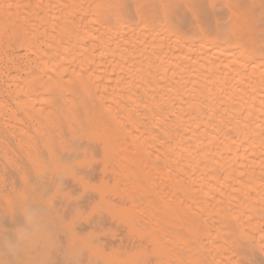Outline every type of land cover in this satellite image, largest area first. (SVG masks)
Here are the masks:
<instances>
[{
    "label": "bare ground",
    "instance_id": "1",
    "mask_svg": "<svg viewBox=\"0 0 264 264\" xmlns=\"http://www.w3.org/2000/svg\"><path fill=\"white\" fill-rule=\"evenodd\" d=\"M1 42L4 43V45L1 44ZM4 46H6L8 49H10V47L13 48L14 46L16 47L21 46L23 47V49L25 48L27 53H29V56L25 55L24 53V55L26 56L24 58H29V60H27V63L29 61L34 62V67L31 66V63L29 62L30 64L28 68L29 72L27 73L25 72L27 74L26 78L25 79L21 78V80H18L17 79L18 77H16L17 81L16 80L15 81L16 83L19 81V84L17 85L14 84L15 87L12 85L14 87V91L15 92L17 91L16 93H18V94L14 93L18 97V100H21L19 98V95H20L19 93H25V92L29 93L30 92L29 95L32 93L35 94V92H32L34 91L33 88L35 89V88H38L40 85H42L39 82H37L39 83V86H38V84L36 83L37 79L34 80L35 78H38V76L36 77L35 73H32V71L34 70L33 68L35 67L36 69L38 68L37 64L43 65L42 67L40 66L41 68L39 67L40 70L42 69L41 71L44 72L45 70L49 69L51 70L50 74L51 72L52 74L54 73L53 74L54 76L53 75L51 76H53L54 78L57 77L60 80V82H58V79L51 80L50 82V78H49V81L48 80L46 81V78L50 77V76L48 77L46 76L45 83L46 82L47 83L46 84L43 83L45 84L44 86H46V89H45L46 93L55 94L57 91H58L57 93H61L59 92L60 90H64L66 92H72L73 94L74 93L82 94L83 92H85L86 96L84 99H86L88 93L91 95L90 96L88 94L89 98L92 97V93H90V91L91 92L97 91L98 93L100 92L99 93L100 95H102L105 92L106 95L107 94L109 95L108 97L104 94L105 97L104 95H102V96H99V98H94L95 96H97L96 94L97 92H96V93H93L94 95L93 98L96 100L103 98L102 100H100L103 103V106L101 105L102 108L104 107L105 103H108V105L109 103L112 104L111 106L115 110L114 112V110H112V107H110L111 110L114 112L112 114H115L116 116L115 119H118L119 121L118 122L116 120L114 122L115 123L125 122L126 124H128V125H124L125 123L124 124L122 123V125L127 128V129L125 128L124 129L125 131L127 130L128 134H130L129 133L130 131L128 132L129 127H131V129L130 128L129 129L133 133L134 131L136 132V135L133 133H132L133 135L131 134L132 136L130 139H132V137L134 136H135L134 139L135 138L139 139L141 135L145 136L146 138L140 137V140L145 139L142 141L146 142L147 140V143L148 141H150L152 145L151 144H148V145H151L150 146L151 149L154 148L155 146H158V145L153 146L154 144H156L155 142L159 143V145L161 144L162 149H160L161 151L157 153L159 154L158 158L162 157L160 156V152L162 153L164 158L166 156L168 157L171 155L172 158L176 159L174 160L175 162L173 165L175 169L179 168L180 163L181 164L184 163V165L182 166L184 168H187L188 171L190 170L189 173L191 174V176L189 177L190 179L189 184H187V186L189 185L188 192L191 191L192 193H195L198 196V198H200L199 199L200 201L197 198L194 199L192 197L194 196L193 194H191V196H189L190 194L188 192L185 194H187V197L189 198L192 197V200H193V202L191 201L192 204L194 203V205H203L202 207L205 208L204 210L201 207L202 208V209L200 208L202 210L201 211L200 209H198L199 208L198 206H195V207H198L196 211L200 213L193 214L196 212L194 210L195 207L193 206L194 208H192V210L195 211L193 212L192 210H190L191 209L190 207L192 205L191 206L188 205L189 206L188 208L190 209L187 214L188 210H187V207H184L185 204L179 203L178 205L179 201H176L177 199L179 200L180 198V197L177 198V196H179L178 191L180 193V189L178 191L174 187L173 189L172 186L174 185H172L170 189L169 188L170 184L169 186L167 184L166 187L169 188V192H168V188H166L167 189L166 193L168 192L167 194H169L170 196L171 195L170 190L172 189L173 191L177 192L174 196H176L177 194L178 195L176 197L174 196L172 197L171 195L172 197L171 199L173 200L175 198L174 199L175 203L177 202L176 204L179 207L177 205L176 207L174 204L173 205L171 204V206H174L176 210H178L179 214L183 212L184 210H186V214H184L185 216L181 213L182 215H180V217L184 216L187 218V216L189 215L188 218L189 217L192 218L193 215H195L196 217L199 214L200 216H202L201 215L202 213L203 214L206 213V217H205L207 219V222L205 221L206 223L204 222V220H206L205 218L203 220V218L199 216H197L199 218L196 217V220L198 219L201 220V221H197L198 222L196 223L197 225L203 226L206 224V226H204L205 233L203 231L204 228L202 229L199 228V231L202 230L203 236L204 234L206 236L205 244H203L204 242L201 241L202 240L200 238L201 235L200 237L195 238L196 234L198 233L197 235L199 236L201 232L199 233V231L198 232L196 231V228H198L199 226L196 225V228H194L195 227L194 222H196V220L193 221L195 219L194 216H193L194 219L190 220V222L193 221V223L190 224V225H193L194 226L193 227L187 224L188 218L187 219L182 218L183 220L185 219L187 220V223H186V220L181 222L182 219L179 216H177L178 219H176L177 220V223H176V221L172 219V218H175V217H172V212H171L172 210L170 209L169 211V209H164L165 207L168 208L166 206L167 205L166 202H171V201H168V199L170 198L169 196H168L169 198L166 199L167 201L166 200L163 201V199H161L162 201L160 202H164L163 204L161 203L162 206H164V208L162 209H164L165 212L169 211L168 213H170L171 217L168 218L169 215L164 216L165 215L164 211L160 209V211L163 212L162 214L164 215L162 216L164 217L158 214L159 216H161V221L163 222L160 224V221L158 220L159 222H157L156 220L157 224H159L158 225L159 228L160 227L162 228V224H164L165 226L168 225L169 229L173 231L174 225L172 224L176 223L175 224L177 227L176 230L179 231L180 233L182 231L181 229L186 228V225L190 226L191 230L193 227L194 230H192L191 232L194 231L195 236L194 235L192 236L193 233H191L189 230L190 228L187 227L189 232L191 233V239L192 237H194L196 242L198 240L199 243L203 242L201 244L208 246V250L207 248L204 249L205 252L202 249L205 247H201L202 252L199 248L200 252L202 253V256L204 255L205 258L208 257L206 259L207 264H264V0H0V49L1 48L4 49L3 48ZM2 49L0 51H2ZM5 58L7 59V57ZM11 60L13 59L11 58ZM48 65H50L51 67ZM100 65L103 67L100 72L104 73L103 75H101L100 79L103 80L104 82L100 81L98 79L99 77L98 78L96 77L98 80L97 79L92 80L91 78H86L88 75H89L88 77H92V78L94 77L93 75L90 76L89 74L92 71L89 72L86 69L88 68L90 69V67L92 69L93 67L92 70L93 72H95L96 70H98V66ZM57 68H60V70L58 69L59 71H63V75L62 73H60L58 76V73H59L57 72L58 70L55 71V69ZM36 69L35 71L39 72V70H36ZM49 70L45 72H48L49 74ZM83 71L85 72L88 71V73L86 74V77H84L85 74H82L84 73ZM120 71H123V72L119 73ZM65 72L69 73L68 74L69 76H67V79L73 76L74 83L76 84L75 80H78L80 78L83 82L85 80L84 84L86 86L84 85V87L82 86L80 88L78 87L79 83L77 82L78 84H76L75 87H71V86H74L71 84L73 78L69 79L71 80L70 82L71 86L70 87L65 86L64 81L66 82V80H63ZM25 73L23 72L24 77H25ZM92 74H95V73H92ZM1 75L3 76V72ZM38 75H41V77H43L45 74L43 73V76H42L40 72V74ZM7 76H9V74ZM11 78L15 79V75L13 77L12 75L11 77H9V81H11V84H12L13 81ZM19 79H20V75H19ZM32 79L35 82H33ZM89 79H91L92 81H90ZM40 80L42 82V78ZM94 80L99 81L100 82L99 85L98 84L95 85L94 84L95 82H93ZM34 83H36V85ZM57 84L61 86H58ZM6 85L4 86L8 87ZM41 87L42 86H40L39 92L43 91L45 88L44 87L43 89H41ZM38 90L35 89V91L37 92ZM44 92L45 91L41 92L40 94H43ZM46 93H44V95H47ZM11 94L12 96H14L13 93ZM33 94H32V99H34ZM67 94H69L70 96H73L71 95V93H67ZM81 94H80V97H81ZM85 94L83 93L82 96ZM36 95L39 96L38 94ZM61 95L59 94L58 96H61L60 99H64L63 101L65 102L67 99V96L64 95L63 93ZM37 96L36 98L38 100ZM50 96H53V95H50ZM63 96H65L66 99ZM70 96L68 99L72 98V97L70 98ZM110 96L111 98H113L114 96V99H115V100L112 99V103L110 100L111 99ZM8 97H10V95H8ZM24 97L26 96L24 95L21 98L23 99ZM43 98L45 97L43 96ZM50 98L49 100H46V98L44 100L48 102L51 100ZM58 98H54V99H56L58 102ZM107 98H109V100H107ZM27 99L24 98L22 100L25 103L24 106H23V103H22V106L21 105L19 106L22 108L24 107L23 109H25V113L26 112L30 113V111L27 110L29 107L30 109L32 108L31 111H35L34 109L35 107L32 106V104L31 106H29V104L26 103ZM35 99L34 101L32 100L30 102L31 103L34 102L36 104ZM60 99H59V102L60 101L61 102L59 105L61 106L64 104V102ZM104 99L106 101L105 103L103 101ZM87 101L88 103L86 102L87 103L86 105L89 104V99H87ZM19 102L20 101L15 103V105L18 104ZM39 102L42 103V106H44L43 105L44 101L42 102L41 100H39ZM67 102H69V100L66 101V103ZM75 102H76V105H75ZM75 102H74V106L72 104L73 108L71 107L74 111L78 110L79 108H82L83 105H81V103H78V105L80 104V107H76L77 101ZM40 103H38L37 105H39ZM44 104H46V102H44ZM47 104L49 107H51V105L53 107V104L51 105H49L50 103H47ZM25 105L28 106L27 109ZM108 105H107V108L109 110ZM19 106H16V107H19ZM1 107L2 106H0V108ZM49 107L47 109H50V110L55 109V108H49ZM65 107L67 108V106ZM87 107L89 106H86L85 108ZM41 108H38V109L40 110ZM64 108H62L63 110L61 111V113L64 112L65 114H67L68 111L65 112ZM85 108H84V112H86ZM47 109L45 110L46 112H48L47 115H49L50 113L53 114V112H49L47 111ZM72 109H70V111ZM120 109L123 111L120 112L119 111ZM6 110L8 111L10 109H6ZM111 110H109L108 112H111ZM18 111L20 110L18 109ZM42 111H43V108L41 112ZM104 111L106 112V108L104 109ZM21 112H19V115ZM59 112L56 114H59ZM78 112L77 114H80L82 112V109H81V112L79 113ZM90 112L92 111L90 110ZM96 112L97 111L95 110L94 113ZM14 113H15L14 116H16V112ZM44 113L45 112H43V114ZM73 113L74 112H72L71 114ZM87 113H89V109L87 110ZM22 115L24 117L26 114L25 115L22 114ZM70 115L63 116V118L65 117L69 118ZM14 116L13 117L11 116L10 121L12 119L14 121V119L18 117L16 116L14 118ZM32 116H30L31 118L29 117L31 121L33 119ZM51 116L49 115L48 119H50ZM9 117H10V114H9ZM23 117L21 119H23ZM39 117H41V115L38 116L35 119V121L40 120L41 122L43 120L45 122L47 120L46 122H48L47 124L48 127L51 126L54 123V121H56L57 119H60V118H57V116L55 115L54 117L56 119H54V121L52 120L50 123L51 125H50L45 115H43L42 118L45 117L46 120L39 118ZM18 118H20V116ZM63 118L61 117V119ZM68 118L63 119V120H66L67 122V120H70V118L69 119ZM72 118H76V114L75 116H72ZM94 118H96L95 119L96 121L97 119L99 120L98 114H97V117L95 116ZM111 118L112 120H115L114 117H111ZM119 119L122 121H120ZM75 120L76 119H73V121L75 122V125L78 126L76 122L79 119L77 121ZM3 121H6V120L3 119ZM19 121L17 123L19 124V126H21L19 127L21 129L24 123H28V122H25V120H24V123L21 121H20L21 123H19ZM43 121L41 123L37 122V125H40L38 127L39 129L43 127L42 125L44 124L46 125V122L44 123ZM80 121H83V120L80 119ZM14 122L13 124H17L16 122L15 123ZM74 122H71V124L70 123L69 124L72 126ZM101 122L104 123V125L106 126V128L104 126L106 130L108 128L109 130L108 133L112 134L113 133L112 128L109 125L107 126V124H105L104 121H101ZM101 122L98 123L99 126ZM10 123L12 124V122ZM79 124L81 125V123ZM4 125H7V124H4ZM28 125L25 127L26 129L28 128ZM119 125L117 127L122 126V125L120 126ZM56 126L58 125L56 124ZM30 127L31 126L29 125V128ZM46 127L44 126V128ZM64 128L65 127L63 126V129ZM80 128L81 126L79 127V129ZM104 128L103 126L99 127V130H103ZM120 128L121 129L119 131H121L122 132L121 134H123V131H124V130L122 131L123 127H120ZM132 128L133 129L135 128V129L133 130ZM153 128L156 130V133L158 135L155 134V131H152ZM17 129L18 128H16V130ZM23 129L22 130L19 129L17 131V135L20 133L18 135V137L20 138L23 137L21 136ZM46 129L48 130V128ZM46 129L45 131H47ZM61 129L59 130V127H58L59 134L61 135L60 137L64 135ZM141 129L142 131L140 133V131L138 130H141ZM63 131H65V129ZM48 132L49 130L47 131L46 134L49 135ZM52 132L50 133L52 134ZM55 132L58 134L57 131ZM25 133L26 132L24 131L23 135ZM27 133L29 134V132ZM114 133L115 135L118 134L116 132ZM127 133L125 132V134ZM28 134L24 135V138H25L23 139L24 141L26 140V136H28ZM36 134H37V137H41L40 136L41 132L37 131L35 135ZM110 134L108 135L111 136ZM121 134H118V136H120ZM108 135H106L108 137V139L107 138L106 139L109 140V143H110L108 147L113 144V147L112 148L110 147V149H115L117 153L118 145L120 146V144L122 143L120 142L118 144L119 141L117 142L115 140V138H117V137L114 138L115 135L113 136V138H111L112 142H115V143H112ZM137 135H139V137H137ZM30 136L32 138L34 134ZM43 137L45 139L46 136H43ZM96 137L98 138V136ZM49 138L52 140V138H55V137L49 136ZM103 138L104 137H102L101 140H103ZM125 138L126 137L122 138L124 142L127 141L126 140L127 138L126 139ZM3 139H7V138H3ZM14 139H15V136H14ZM106 139L104 138L103 141H105ZM17 140L18 142L19 141L21 142L19 144L18 143L16 144L19 146L20 144H23V145L25 144L26 146L27 145L26 143H28V145L32 144L30 141V138L29 140H26L28 141L26 143H24L18 138ZM51 140L47 141V143L48 142L50 143ZM131 141L129 140L127 141V143L125 142V144L129 145V143L131 144L135 143V146H136L137 145L136 142H138L139 140L134 141V142H131ZM142 141H140L141 143L139 142L138 145L139 144L141 145L142 143H144L143 144L144 147L148 148L146 147L147 145L145 144V142H142ZM5 144L3 146L4 148L7 147V144L6 146ZM52 144L54 145V143ZM52 144L50 143V145ZM114 144L117 145V147L115 146L116 148H114ZM125 144L123 143V145ZM28 145L25 151L28 148H30L28 147ZM138 145H137V148L139 149ZM133 146H130L129 149L130 148L132 149ZM142 147H141V150L143 149ZM17 148L15 147V149ZM121 148L123 149V151L124 150L126 151V152L124 151V154L128 155L129 157L128 156L127 157L130 158L131 160H132L131 154H135L133 156H138L140 154L138 153L140 150L138 152L133 151L136 153H132L130 151L131 152L130 153L126 145L123 147L121 146ZM134 148L136 147H133V150L137 149V148L136 149ZM5 149H8V148H5ZM122 149H119V151ZM152 150L153 151H149V152H154V153L157 152V149L155 152V148ZM28 152H32V150L31 151L28 150L27 154ZM145 152H144L145 154L149 153L147 151ZM32 153H29L30 156H33ZM38 153H39V149H38ZM137 153L138 155H136ZM165 153L169 155H165ZM6 154L8 155L9 152ZM35 154L36 156L39 155L37 154V152ZM110 154L112 155L111 152ZM117 154L120 155V157L121 155H123L121 153H117ZM13 155L16 156V153ZM36 156H34V158ZM45 156L46 155H43L44 158H46ZM112 157H115V156L112 155ZM140 157L138 156V158ZM149 157H150V153H149ZM17 158L21 160L20 156H18ZM143 158H141L142 161H144ZM172 158L168 157L169 161H166V163L165 161H163L164 167L162 166V160L160 158L157 159L156 157V159L154 158L153 159L156 162L158 160L161 163L160 167H163L165 169L166 167L165 164L166 165L173 164V163L167 164V162H173ZM117 160L115 161V163L118 162ZM20 162L22 163V160ZM121 162L124 163L123 161ZM20 166H22V164ZM173 166L171 165L169 167L170 170L171 168H173ZM1 169L6 170L3 167ZM140 170H141V167H140ZM182 170L187 171L186 169H182ZM19 171L20 170H18V172ZM162 171L164 170L161 168V173H163ZM169 171H168V174H165L166 176L169 174H172ZM174 171L176 173V171L178 172L179 170H174ZM185 171L181 172L180 170L179 172L187 175L188 172L186 174ZM129 172L131 174L129 173L128 175L130 176L133 175V178L132 177L130 178H132L134 182H137V179H138L139 183H141L139 179L141 176L138 177L136 175L135 177L134 174H137L136 172H134V174L132 173L133 171L129 170ZM180 173L178 174L182 175ZM165 175L162 178L168 181V179L165 178ZM185 175H183L182 178H187ZM3 176H5V174ZM158 176H159V179L162 180V178H160L161 176L160 175ZM168 177H170V175ZM151 178L153 177H150V179ZM174 180L175 179H173V181ZM181 180H175L176 182L175 181L174 182L177 184L178 182L181 181V183H183L185 187L186 186L185 184L187 181L185 182L184 179H181ZM169 181L172 182V180L170 179ZM163 184H166V183L163 182ZM179 184L180 183H178V185ZM151 185H154V184H151ZM183 185L180 184L181 187H183ZM180 186L177 188H181ZM184 187L181 189H185ZM136 189L138 190V188ZM146 190H148V188H146ZM140 191L142 193L143 189L140 190L139 188L138 191L135 192L134 190L133 192H135V195L137 197L141 198L140 196H138ZM183 191L186 192L187 189L182 190V192ZM143 192H146V191L144 190ZM182 192L180 193L181 197L182 195H184V193L182 194ZM156 193H160V192L156 191ZM26 194L25 195L28 196L29 192L28 193L26 192ZM161 195L165 196L164 193ZM8 198L10 199V197ZM184 200L181 199L180 202ZM188 200H191V198ZM154 201L155 200L153 199V202ZM127 202L131 203L132 201L127 200ZM188 202L191 204L190 201ZM199 202H202V204H199ZM14 203H15V208H16L17 202H14ZM161 204L160 203L157 204L158 207H161L160 206ZM147 205L149 206L150 204L148 203ZM180 207L183 210L181 212H179ZM143 208L147 210L148 212L154 213V210L150 211L151 209L145 208V206H143ZM143 208H141V210ZM123 209H126V208H123ZM16 211L14 212L17 215L18 212ZM126 212H129L128 214H130V211H126ZM190 213L193 215H191ZM130 215L132 216V214ZM136 217H135V220L137 219ZM155 217H157V215H155ZM165 217L170 219V222H168L166 218L165 220L166 224H165L163 220ZM18 218L19 217L15 218L16 220L14 218L13 219L17 221ZM151 219H153L152 216H151ZM139 220H138V223L141 222ZM172 220L174 221V223L173 222L171 223ZM178 221L183 224L179 223L180 224L179 225ZM201 222H203L204 224H202ZM170 225L173 227H171ZM183 225L185 228H182ZM13 226L15 227V225ZM146 226L147 225H145V227ZM3 227L5 228L6 226H3ZM13 228L11 230H13ZM159 228L158 230H160ZM166 228L167 227H163L162 229L164 230ZM176 230L174 229V232L171 234L172 235L174 234L175 236ZM158 232L157 234H155L157 235V237L155 236L153 237L158 238L157 241L158 240L161 241L160 235L162 231H160V234ZM168 232H170V230ZM182 233L183 232H181V234ZM176 235H177V232H176ZM178 236L179 235H177V237ZM162 237H164V235H162ZM179 238H180L179 240H181L180 236ZM182 238L185 239L186 237H182ZM163 239H165V237ZM167 241L169 242L168 239ZM9 242L11 243V241ZM186 242L185 244H187ZM160 243H163V242H160ZM170 243L172 244L173 242H170ZM190 244H192L191 241H190ZM181 247L183 248V246H180V248ZM191 247L194 248L193 245ZM191 247L188 246L190 250L184 247L186 250H188L186 251L187 253L192 251ZM155 248L157 249L159 247L155 246L154 250H156ZM164 248L159 249V251H161V249L163 250L161 253H158V251L156 250L157 253L160 254V256L162 254L163 259H165L164 256H166L168 257V260H170L168 256V254L170 253H171L170 255L172 258L174 257V255L177 256L178 253L176 254H173L172 252L166 253L164 251ZM167 248H168V251H175V249L169 250L170 247L168 246ZM182 248L180 250L182 251L185 250ZM206 250H207V253H206ZM176 252H178V249ZM192 252H194V249ZM187 253H184V254H187ZM197 253L199 252L197 251ZM182 254L183 252L181 253V255L178 254L179 257L184 256V254L183 255ZM190 254L191 253L187 254V260L188 259L192 260V261L188 260V262H191L192 264L194 261L192 257L194 255L191 257ZM139 256L141 257L140 254ZM136 257L137 256H135L134 258ZM177 257L175 259H177ZM179 257H178V261L180 263V261L182 262V260ZM200 257L201 256H199V259ZM171 261H174V260L171 259ZM178 261L174 263H178ZM200 262L201 261H199V264H203V262L202 263Z\"/></svg>",
    "mask_w": 264,
    "mask_h": 264
},
{
    "label": "rangeland",
    "instance_id": "2",
    "mask_svg": "<svg viewBox=\"0 0 264 264\" xmlns=\"http://www.w3.org/2000/svg\"><path fill=\"white\" fill-rule=\"evenodd\" d=\"M4 43H5V41H4ZM4 43L1 42V44H3V45H4ZM3 48L4 49L1 48L2 51H0V73L2 74V72H3V76H5V77H3L0 74V76H1L0 79H2L4 81L3 82L2 80H0V101H1L0 106H2L0 108L1 109L0 114L2 113L1 114L2 116L0 115L1 116L0 117V138H2V139H0V155H2L4 159L5 158L6 159L4 160L2 158V156H0V207H1L0 208V264H5V263L6 264H160V263L161 264H166V263L167 264H180V263L191 264V262H188V260L189 261H192V260H190V259L187 260V254H189V253H191L190 254L191 257L193 255L196 256V257H194V256L192 257V259H194L192 264H199V261H201L200 263L203 262V264H205L207 262L206 259L208 257L206 256L207 258H205L204 255L202 256L201 247H205V248H202L203 250L206 248L208 250V246L203 245V244H205L206 236H205V234L203 236L202 230L199 231V228H201V229L204 228L203 229V231H204L205 230L204 226H206V224L202 226L199 223L201 226L197 225L196 224V223H198L197 221H201V220L200 219L196 220V217L199 216V217L203 218V220H204V218L206 217V213L204 211L205 214L202 213L201 214L202 216H200V214H199L196 217H195V215H193V214L200 213V212H197L196 209L198 207H199L198 209H200L203 205H194V203L192 204V202H193L192 197L194 199L197 198L198 200L200 198H198V196L195 193H192L191 191H190L191 193L188 192L189 191V185L187 186V184H189V180H190L189 177L191 176V174L189 173L190 170L188 171L187 168H184L182 166V165H184V163H182V164L180 163V166L178 165L179 168L175 169L173 165L175 162L174 160H176V159L172 158V156L170 155L171 157L170 156H168V157L172 158L173 162H167V164L168 163H173V164H168L169 166L165 164V166L168 168L165 167V169H164L163 168L164 167L163 161H165V163H166V161H169V160H168L167 156H166L167 158L166 157L164 158V156L160 152V156L163 157V158L159 157L160 159L162 158L161 160H162V166H163V167H160L161 163L158 160L156 162L154 159H156V157H157V159H159L158 158L159 154H157V153H159V151H161L160 149H162L161 144L159 145V143L155 142L156 144H154L153 146L158 145L159 147L158 146L154 147L155 152L157 149V152L154 153V152H149V151H153L152 149H154V148H152V149L150 148V146L152 145L150 141H148V143H147V140H146V142L142 141L145 139L140 140V137L142 138L145 136H142L140 134L141 135L140 137H139V135H137V137H139V139H137V138L134 139L135 136L132 137V139H130L133 134L136 135V132L134 131V133H133L130 130L131 127H129L130 129L128 128V132L130 131L129 132L130 134H128L127 130L125 131V129H127V128L122 125L123 122H120L121 124L117 123V122H116L117 123L116 124L114 122L116 120L118 121V119H115L116 118L115 114H112L115 112V110L111 106L112 104L109 103V105H108V103H105L106 101L104 99L103 101L105 104H104V107L102 108L103 103L100 100H102L103 98H100L99 100L94 99V98H99V96L104 95L105 92L104 93L102 92L103 94L100 95L99 94L100 92L98 93L96 91L97 92L96 93L94 91L93 92L90 91V93H92V97H91L92 99L89 98V95H90L89 93H88L89 95L87 94V98L84 99L86 96L85 92H83L85 94V95H83L84 97L82 96L83 93L82 94L81 93H79V94L74 93L73 94L72 92H66L64 90H60L59 92H61V93H57L58 92L57 91L55 93L57 96L55 94L46 93V90H45L46 86H44V85L47 82L45 83V77L50 76V77L46 78V81L47 80L49 81V78H50V82H51V80H56L58 78L57 77L54 78L53 77L54 73L52 74V72H51V74H50L51 70H49V69H47V70H49V74H48V72H45L47 70H45L44 72L41 71L42 69L40 70V68L43 65H39L36 63L38 68L41 66L39 69L38 68L36 69V67L33 68L34 62L29 61L31 63V66H33L32 68L34 69L33 70L31 68L33 70L32 73H35L36 77L38 76V78H35L34 80L37 79L36 83L39 82L40 84H42V85H40V86H42L41 89H43L45 87L43 91H45L44 93H46L47 95H44V93L40 94L43 91L39 92L40 86H39V83H37L39 86L38 87L39 90H38V88H35V89L38 90V92L35 91V89L32 86V88L34 90L32 92H35V94L32 93L34 95L33 98L34 99L36 98V96H37L36 94H38V95L40 94L42 96H40V95L37 96L38 100H37V98L35 99L36 104L34 102H32V103L30 102L32 100L34 101V99H32V94L29 95L30 92L29 93L28 92L27 93L26 92L25 93H19L20 94L19 98L21 100H18V97L14 94L17 92V91L16 92L14 91V87H15V85L19 84V81L16 83V81H17L16 77H18L17 78L18 80H21V78L22 79L26 78V75H27L26 73L29 72L28 68H29L30 64H29V62L27 63V60H29V58H24V57H26L25 55L29 56V53H27L26 49L25 48L23 49V47H21V46H18V47L14 46L13 47L14 49L12 47H10V49H8L6 46H4ZM11 48H12V50H11ZM3 51H4V53H3ZM24 53H25V55H24ZM5 57H7V59ZM11 58L13 60H11ZM50 65H48V66H50ZM65 67H66V65H65ZM102 68L103 67L101 65L98 66V70H96L97 73H96V71L93 72V70H92L93 67H92V69H91V67H90V69L89 68L86 69L89 72L92 71L89 74H90V76L93 75L94 76L93 78L88 77L89 75L86 77V74L88 73V71H86V72L83 71L84 73H82V74H85L84 77L91 78L92 80L97 79L99 77L98 79L100 81L104 82L103 80L100 79L101 75L104 74V73L100 72ZM35 69L39 70V72L35 71ZM58 69L60 70V68H57V69H55V71H57ZM6 70L7 71L9 70L8 73ZM59 70L57 71V72H59L58 76L60 73H62V75H63V71H59ZM23 72L24 73L26 72L25 77H24ZM40 72H41L42 76H43V73L45 74L43 76L44 79H43V77H41V75H38V74H40ZM121 72H123V71H120L119 73H121ZM36 73H38V74H36ZM66 73L67 72L64 73L65 74L64 77L62 76L63 80H66V82L64 81L65 86L70 87L71 86L70 85L71 80H69V79L73 78L71 84L74 86H71V87H75V85L78 83H79L78 87H80V88L82 86L84 87L85 80L83 82L79 78L80 80L79 79L75 80L76 81V84H75L74 83V77L71 76V77H69V79H67V76H69L68 75L69 73H67V74ZM92 73H95V74H92ZM99 73H101V74H99ZM8 74H9V76H7ZM11 75H12V77L15 75V79L13 78L14 80L11 78L13 81L12 84H11V81H9V77H11ZM19 75H20V79H19ZM51 75H53V76H51ZM65 76H66V78H65ZM6 78H8V79H6ZM32 78H33V76H32ZM39 78L40 79L42 78V82ZM38 79H39V81H38ZM91 79H89V80L92 81ZM34 80L32 79L33 82H35ZM1 81H2V83H1ZM50 82H48V83H50ZM58 82H60L59 79H58ZM93 82H95L94 83L95 85L96 84L99 85V83H100L99 81H96V80H94ZM36 83H34V84L36 85ZM43 83H45V84H43ZM4 85H6L10 88L5 87ZM32 85H33V83H32ZM58 86H61V85H58ZM76 88H77V86H76ZM9 89L11 91L12 90L13 91L11 92ZM11 93H13V95L15 97L12 96ZM62 93L67 96V99L65 96H63V97L66 99V101L69 100V102L66 103V101L65 102L63 101L64 99H60V97L62 96L61 95ZM67 93H71V95H73V96H70ZM93 93L97 94V96H95L94 98H93V96H94ZM16 94H18V93H16ZM59 94L61 96H58ZM80 94H81V97H80ZM8 95H10V97H8ZM24 95L27 98H28V96H29V98L31 97L30 99L29 98L27 99L26 97H24V98L28 100V102L26 100V103H28L29 106H31V104H32V106L35 107L34 108L35 111H31L32 108L30 109V107L27 109L28 106L25 105L26 109L28 111H30V113H27V112L25 113V109H23L24 107L22 108L19 106V105L22 106V103H23V106L25 104L24 101H22L24 98L23 99L21 98ZM50 95H53V96H50ZM68 95L70 96V98L72 97L71 98L72 101H71V99H68L69 98ZM105 95H104V97H105ZM43 96L46 98V100H49V98L51 97L50 98L51 100L47 102L44 100L45 98H43ZM74 96H76V97H74ZM106 96L108 97L109 95L107 94ZM111 96H110V98H111ZM40 97H42L43 99ZM54 98H58V102H59V99L62 100L64 102V104H63L64 106L63 105L60 106L59 104L61 101L58 103L57 100ZM87 99H89L88 105H86L88 103ZM93 99H94V101H93ZM112 99L115 100L114 96H113V98L110 99L111 103H112ZM39 100H41L42 102L43 101L46 102V104H44V102H43L44 106H42V103H40ZM107 100H109V98H107ZM13 101H14V103H13ZM18 101H20V102L15 105V103H17ZM75 101H77L76 107H80V104L78 105V103H81V105H83L82 108H79L80 110L78 109L79 112H81V109H82L81 113L83 115L81 113L77 114L78 110L74 111L72 109ZM37 102L40 104L37 105L38 104ZM5 103L7 106L5 105ZM47 103H50L49 105L53 104V107H52V105H51V107H49ZM69 103H70V105H69ZM3 104H4V106H3ZM72 104H73V106H72ZM35 105H37V106H35ZM75 105H76V102H75ZM107 105L109 107V110H111L110 107H112V110H114V112L112 110H111V112H108L109 110L107 108ZM16 106H19L20 108L16 107ZM47 106L49 108H55L57 110L51 109L52 110L51 111L50 109H47L48 108ZM65 106H67V108ZM86 106H89V107L85 108ZM36 107H37V109H36ZM41 107L43 108L42 112H41V110H42ZM61 107L66 108V109L64 108V110H65V112L68 111L67 112L68 115H70L72 112H74L76 114V118H72V116H75V114L73 113L70 115L71 117L69 116L70 120H67V122H66V120H63V119L68 118V117L63 118V116H68V115L65 114L64 112L61 113V111L63 110ZM38 108H41V109L39 110ZM84 108H85L86 112H84ZM105 108H106V112L104 111ZM6 109H10V110L7 111ZM18 109L20 111H18ZM46 109L49 112H53L54 116L56 115L57 118L61 119V117H62L63 119H61V120L57 119L58 121L57 120L54 121V119H56V118L53 116L52 113H50L49 115L51 116V114H52L51 117L52 118L54 117V118L52 119L50 117L51 120L48 119L49 115H47L48 112L45 111ZM70 109H72L73 111L71 110L72 111L71 112ZM88 109H89V113H87ZM90 110L92 112H90ZM95 110L97 111L96 113H94ZM21 111H23V112H21ZM119 111L122 112L123 110L120 109ZM12 112H13V114H12ZM14 112H16V116H18V117L20 116V118L14 116V114H15ZM19 112H21L20 115H19ZM37 112H39V113H37ZM43 112H45V113L43 114ZM58 112H59V114H56ZM91 113H92V115H91ZM9 114H10V117H9ZM22 114H24V115L26 114L25 115L26 118H25V116L23 117ZM39 114L41 115V117H39V118H42L43 115H45V117L49 121V124L53 120L54 123L53 122L52 123L55 125L52 124L53 125L52 126L50 124L51 126L48 127V125H47L48 122H46L47 120L44 117L42 119L46 120L45 122H46L47 127L44 124L45 122L41 119L44 122L43 123L44 125L41 124L43 127L39 129L38 127L40 125H37V122L41 123L42 121L41 122H40V120L35 121V119L38 116H40ZM86 114H87V116H86ZM97 114H98V118H99V120L97 119L98 122L95 120L96 118H94L95 116L97 117ZM109 115H110V117H109ZM11 116L12 117L14 116V118L15 117L18 118V119H16V118L14 119V121L16 123L19 121V119L23 123H24V120H25V122H28V123H24V125H22V129L23 128L25 129V130L23 129V131H22V134H21V136H23L22 138L18 137V135L20 134L19 132H21V131H19L18 132L19 134L17 135V131L19 129L22 130L21 128H19L21 126H19L18 123L13 124V122H14L13 119L10 121ZM30 116H32L34 120L32 119V121H31ZM22 117H23V119H21ZM111 117H114L115 120H112ZM71 118H72V120H71ZM3 119L6 121H3ZM73 119H76L75 121H77L79 119L78 121H79V123H81V125L78 123V121L76 123L78 124L79 127L81 126L82 129L81 128L79 129V127L75 125V122L73 121ZM80 119L83 121H80ZM93 119L95 122L93 121ZM7 120H9V121H7ZM20 121H19V123H21ZM90 121H91V123H90ZM101 121H104L105 124H107V126L109 125L112 128L113 133L116 132L118 134H121L122 132L119 130L121 129L120 127H123L122 131L124 130L128 135L125 134L124 131H123L124 135L121 134L122 136L121 135L118 136V134L115 135V133H114V135H115L114 136L113 133L112 134L108 133V131H109L108 128L106 130L105 129L106 126ZM120 121H122V120H120ZM10 122H12V124ZM71 122H74L73 124L75 126L73 124L71 126L70 125ZM93 122H94V124H93ZM100 122H101V124L99 126L98 123H100ZM3 123L7 124L8 126L4 125ZM58 123H60V124H58ZM66 123L68 124V126ZM28 124L31 126L30 128H29ZM56 124L58 126H56ZM97 124L99 127L103 126V128H104V126H105V128L103 130H99V127L97 126ZM115 124H116V126H115ZM119 124L122 126H120ZM27 125H28L29 129L25 128ZM118 125L120 127H117ZM124 125H128V124L125 123ZM44 126L46 128H48L49 135L46 134L48 130L46 128H44ZM63 126L65 127L64 129L66 132L63 131L64 130ZM58 127H59V130L62 128L61 131L64 134V135H62V137H60L61 135L59 134ZM12 128L13 129L15 128L14 130H16V128H18V129L16 131H14ZM35 129H36V131H35ZM45 129L47 131H45ZM73 129H75V130H73ZM95 129L97 130V132ZM24 131L26 133L29 132V134L27 133L28 136H26V140H29V138H30L32 146L28 145V143H26L28 141L23 140V139H25L24 135H27L26 133L23 135ZM37 131L41 132V134H43V133L44 134L43 135L40 134L41 137H37V134L35 135V133H37ZM52 131H54V132H52ZM55 131H57L58 134ZM105 131H107V132H105ZM138 131H140V133H141L142 129L138 130ZM152 131H155V134L158 135L154 128L152 129ZM50 132H52V134ZM32 134H34V136H32L33 139L30 136ZM104 134H106V135L110 134L111 136L108 135L110 140H111V138H113V136H114V138L117 137V138H115V140L117 142L119 141L118 144L120 142L122 143V144H120V146L118 145V148H117L118 149L117 153L123 154V155H121V157H120V155H118L116 153L115 149H110V147L111 148L113 147L112 143H115V142H112V140H111L112 145L108 147V145H110V143H109V140H107L108 137ZM129 135H130V137H129ZM14 136H15V139H14ZM43 136H46L48 138L45 137V139H44ZM49 136L50 137L53 136L55 138H52V140H51L49 138ZM96 136H98V138ZM102 137H104L105 139L107 138V139L105 141H103L104 138H103V140H101ZM123 137H126L127 139L126 138L125 139L127 141L133 140L131 142L139 140L138 142H136L137 145L140 141L145 142V144L147 145L146 147H148L150 150L148 148L144 147V145H143L144 143H142L141 145L139 144L140 146L138 145L139 149L137 148V145L135 146V143H133V144L129 143V145L131 144L130 146L134 145L133 147H136L138 150L136 148H134L136 150H133V147H132V149L131 148L129 149L130 146L128 144H125V142L127 143V141L124 142L122 140ZM3 138H7V139H3ZM17 138L20 139L21 141H23L24 143H26L28 145V147H30V148H28L25 151L27 145L26 146H25V144L24 145L20 144V146L16 145L17 143L18 144L21 143L20 141L18 142ZM49 139L51 140L50 143L51 144L54 143V145L53 144L50 145L49 142L47 143V141H50ZM120 140H122V141H120ZM32 141H34V142H32ZM52 141H54V142H52ZM4 142L7 144V147H5V148H8V149H5L3 147L5 144ZM36 142H38V143H36ZM106 142H108V143H106ZM123 143L128 147L129 152L131 151L132 153H136L140 150L138 152L140 154L138 155V153H137L136 155H138L139 157L141 156V157L138 158V156H133L135 154H131L132 160L130 158H128L129 156L124 154L125 150L123 151V149L121 148V146L122 147L125 146V145H123ZM6 144H5V146H6ZM105 144H107V145H105ZM148 144H151V145H148ZM142 145H143V147H142ZM14 146L16 148L17 147L18 148L15 149ZM22 146H23L24 150H23ZM115 146L117 147V145L114 144V148H116ZM19 147H21L22 149ZM33 147L35 150L37 149L36 152L39 155L36 156V154H35L36 152L33 149ZM141 147L143 148L142 150H141ZM30 149L32 150L33 153L28 152V154L32 153L33 156H30V154L29 155L27 154L28 150L31 151ZM38 149H39V153H38ZM119 149H122V150L119 151ZM144 149H146V150H144ZM109 151L115 157H112V155L110 154ZM133 151H136V152H133ZM145 151L150 153V157H149V153L145 154L146 153ZM8 152H9V154L7 155L6 153H8ZM15 153H16L17 157L18 156L21 157L22 163L20 162L21 160L19 158H17L15 155H13ZM167 153H165V155H169ZM153 154H154V156H153ZM43 155H46L45 156L46 158H44ZM34 156H36V157L34 158ZM141 158H143L144 161H142ZM113 159H115V160H113ZM139 159H141V160H139ZM165 159H167V160H165ZM116 160L118 161L117 163H115ZM138 160H139V162H138ZM121 161H123L124 163H122ZM140 161H142L143 163ZM36 162H38V163H36ZM119 163H120V165H119ZM130 163H132V164H130ZM144 163H146V164H144ZM158 163H159V165H158ZM21 164H22V166H20ZM127 164H129L130 166ZM171 165L173 166V168H171V170H170L169 167ZM24 166H26V167H24ZM146 166H147V168H146ZM2 167L5 168L6 170L1 169ZM140 167H141V170H140ZM127 168H129V169H127ZM143 168H144V170H143ZM161 168L165 171V173H164V171H162L163 173H161ZM182 169H186L187 171L182 170ZM18 170H20V171L18 172ZM129 170L133 171L132 172L133 174H134V172L137 173V174H134L135 177H136V175L138 177L141 176L139 179H140L141 183H143V184L139 183L138 179H137V182H134V180L132 179L133 175H131V176L128 175L130 173ZM174 170H179V171L181 170V172L185 171L186 174H187V172H188V174L185 175L184 173L182 174L179 171L178 172L176 171V173H175ZM153 171H154V173H153ZM166 171H167V173H166ZM168 171L172 173V174H169L170 177H168L169 175H167V176L165 175V174H168ZM146 173H148V174H146ZM178 173H180L182 175H179ZM4 174H5V176H3ZM158 175L161 176L160 178H162L165 175V178H167L168 181H166V179L164 180V178H162V180H163L162 181L161 179H159ZM183 175H185L187 178H182ZM10 176L12 179L10 178ZM180 176H181V178H180ZM130 177H132V178H130ZM150 177H153L155 181L153 180V178L150 179ZM169 179L172 180V182H170ZM173 179H175V180L184 179L185 182L187 181L188 183L186 182V184H185L187 187L186 186L184 187L183 183H181L182 180L180 182H178L181 185H183V187L185 189H187V191L182 192V190H185V189H181L183 187H181L180 184L178 185V183L176 184L175 183L176 181L174 180L175 181L174 182ZM30 182H32V183H30ZM163 182L166 184H163ZM151 184H154V185H151ZM167 184H168V186L170 184V186H169L170 189H171V186L174 185V186H172V188L173 187L176 188L177 191L180 189V193L181 192H182V194L184 193L185 196L182 195V197H181L180 196L181 194L178 191L179 196H177L178 195L177 194L176 195L177 198L180 197L182 200H184V198H185V200L180 202L181 199L179 198V200H178L176 198L177 199L176 201H179L178 205H179V203L187 205V206L184 205V207H187V210H188L187 214H188L190 208H191L190 210H192V208H194L195 206H198V207L194 208V210L196 212L194 210H192L195 213H193V212H192L193 214L190 213L191 215H193L195 217V219L193 218V216H192V218H190V217L188 218L189 215L187 216L188 219L186 217H184L185 216L184 214H186V210H184V211L182 210L183 205L181 206L182 208L180 207V211H179V212L183 211L181 213L184 216H181V217H180V215H182V214L181 213L179 214L178 210H176V208L174 206H171V204L172 205L174 204L175 206L177 205L176 204L177 202L175 203V200H174L175 198L173 200L171 199L177 192L173 191V189H174L173 188L172 190H170L172 197H171V195L169 196V194H167L169 192V188L166 187ZM5 185H6V187H5ZM179 186L181 188H177ZM2 187H4V188H2ZM136 188H138V190L140 188V190L143 189V191L144 190L146 191V192L142 191L143 194L141 193V191H140V193L137 192L140 194V195L138 194V196H140L141 198H139L135 195V192L138 191ZM146 188H148V190H146ZM166 188H168L167 193H166V191H167ZM12 190H13V192H12ZM134 190H135V192H133ZM156 191L160 192V193H156ZM26 192L27 193L29 192V194H28L29 197L26 196L27 195ZM187 192L190 194V195L188 194L189 196H191V194L194 195V196L190 197L191 200H188L190 198L187 197V194H185ZM133 193H134V195H133ZM147 193H149V194H147ZM163 193L165 194L166 197L164 195H161ZM176 196H174V197H176ZM8 197H10V199ZM145 197H146V199H145ZM153 199L155 200L154 202H153ZM161 199H163V201L166 199H168V201H171V202H166L167 200L165 201L167 204L166 206L168 208H166V207L164 208V206H162V204L164 202H160V201H162ZM12 200L14 202H17L16 208H15V203ZM36 200H38V201H36ZM127 200L132 201V202L131 203L127 202ZM147 200H148V202H147ZM188 201H190V202L192 201L191 204ZM148 203L150 204L149 206L147 205ZM159 203L160 204L162 203L160 205L161 207H158L157 204H159ZM132 204H133V206H132ZM138 204H139V206H138ZM168 204H170V205H168ZM199 204H202V202H199ZM188 205L189 206L192 205V206L190 208H188L189 207ZM140 206H142V207H140ZM143 206H145V208L151 209L150 211L154 210V213L148 212L147 210H145L143 208ZM28 207L30 210L28 209ZM135 207H136V209H135ZM123 208H126V209H123ZM141 208H143V209L141 210ZM162 208L169 209V211H170V209L172 210L171 211L172 217H175L172 219H174V221H176V223H177L176 219H178L177 216H179L181 219L186 218L188 220V223H187V220L185 219L186 223L189 225L191 223H193V221L196 220V222H194L195 227L193 225H190V226H193L194 228H196V225L199 226L198 228H196L197 232L198 231H199V233L201 232L199 234V236L197 235L198 233L195 236L194 231L191 232L192 230H194V228L192 227V230H191L190 226L186 225V223H185L186 228L183 225L182 228H185V229H181L182 230L181 232H183L182 234H181V232L179 233V231L176 230L177 229V227L175 225L176 223L172 224V225H174V227L170 225L171 227H173V231L171 229H169L168 225L165 226L164 224H162V228L167 227L166 229L163 230L161 227L159 228V226H158L159 224H157V222L160 221V224L163 223L161 221L162 215L165 214L164 216L169 215L168 218L171 217L170 213H168L169 211L165 212L164 209H162ZM160 209H162L164 211V214H162L163 212H161ZM204 209L205 208H203V210ZM144 210H145V212H144ZM14 211L18 212V214L16 215V213ZM126 211H130V214H132V216L130 214H128L129 212H126ZM156 211H158V212H156ZM158 214L161 216H159ZM155 215H157V217H155ZM151 216L153 219H151ZM164 216H162V217H164ZM17 217H19L18 218L19 221L18 220L15 221L16 220L15 218H17ZM135 217L138 220L140 219L139 221H141V222L138 223V220L136 219L137 220L136 221ZM199 217H197V218H199ZM166 218L167 217H165L163 219L165 224H166V222H165ZM168 218H167V221L170 222V219H168ZM183 219L181 222L185 221ZM143 220H145V221H143ZM156 220H157V222H156ZM190 220H193V221L190 222ZM174 221L172 220L171 223L172 222L174 223ZM205 221L207 222V219L204 220V222ZM181 222L178 221V224ZM11 223H13V224H11ZM201 223L204 224L203 222H201ZM181 224H183V223H181ZM13 225H15V227ZM145 225H147L148 227L146 226L147 227L146 228ZM3 226H6V227L4 228ZM179 227H181V226H179ZM187 227L190 228L189 230L191 233H193L192 236L194 235L195 238L200 237V235H201V237H200L202 239L201 241H203L204 243L200 241L201 243H203V244H201V243H199L198 240L196 242L194 237H192V239L194 238L192 240L191 239V233L189 232ZM12 228H13V230H11ZM158 228L160 230H158ZM139 229H140V231H139ZM174 229L176 230L175 236H174V234L173 235L171 234L174 232ZM169 230H170V232H168ZM160 231H162V233L160 235L161 241L158 240L159 241L158 242L157 241L158 238H155V237H157V235H155V234H157V232L160 234ZM176 232H177V235H179L181 237V240H179L180 239L179 236L177 237ZM147 233H149V234H147ZM204 233H205V231H204ZM162 235H164L165 239H163L164 237H162ZM153 236H155V237H153ZM182 237H186L185 238L186 240ZM200 238H199V240H200ZM167 239L169 240V242L167 241ZM9 241H11V243ZM190 241L192 244H190ZM160 242H163V243H160ZM170 242H173V243L171 244ZM185 242L187 244H185ZM154 245L159 247L157 249L155 248L158 251V253H161L163 251L162 249H161V251H159L160 248L166 247V248H164V251L166 253L172 252L173 254L178 253L179 255H181L182 252H183V254L187 253L186 251H188V250H186L185 248L190 250V248H188V246L191 247L192 245L194 246V248L191 247L192 248L191 250L193 251V249H194V252H192V251L188 252L187 254H184V256H180V257L177 254V256L182 260V262L180 261V263H179L178 257L174 255V257L172 258L170 255L171 253L168 254L170 260H168V257H166L164 255L163 256L165 257V259H163L162 254L160 256V254H158L157 251L154 250V247H155ZM128 246H129V248H128ZM167 246L170 247L169 250L175 249V251H168ZM180 246H183V248L182 247L181 248L185 249V250H183V251L180 250L181 249ZM199 248H200L201 252H200ZM177 249H178V252H176ZM207 250H206V253H207ZM197 251L199 253H197ZM204 252H205V250H204ZM206 253H204V254H206ZM121 254H122V256H121ZM139 254L141 255V257L139 256ZM135 256H137L138 259H137V257L134 258ZM199 256H201L200 259H199ZM176 257H177V259H175ZM171 259L174 261H171ZM162 260H163V262H162ZM175 260L178 261V263H174V262H176Z\"/></svg>",
    "mask_w": 264,
    "mask_h": 264
}]
</instances>
